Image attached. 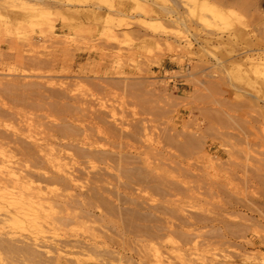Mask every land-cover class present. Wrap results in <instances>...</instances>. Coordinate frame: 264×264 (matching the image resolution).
I'll use <instances>...</instances> for the list:
<instances>
[{"label": "rangeland", "instance_id": "obj_1", "mask_svg": "<svg viewBox=\"0 0 264 264\" xmlns=\"http://www.w3.org/2000/svg\"><path fill=\"white\" fill-rule=\"evenodd\" d=\"M54 127L94 215L0 198L5 264H264V0H0V175Z\"/></svg>", "mask_w": 264, "mask_h": 264}, {"label": "bare ground", "instance_id": "obj_2", "mask_svg": "<svg viewBox=\"0 0 264 264\" xmlns=\"http://www.w3.org/2000/svg\"><path fill=\"white\" fill-rule=\"evenodd\" d=\"M21 99H23V98L21 97ZM18 102H19V100H18ZM91 118H92L91 116L88 117V119H91ZM75 119H78V118L76 117ZM94 119H96V118H94ZM85 122H83V124ZM81 126H83V125H81ZM69 127H57V128L54 127V129L51 130L49 133H47L45 131V133H46L45 136L43 134L44 132H42V133L39 132L40 134L38 133V135H42L44 137L41 139L43 141H40V140H37L40 136L38 138L34 136L35 138H37L36 140H33L34 142H32L34 144L35 151L29 150L26 148H25V150L20 149L19 153L22 155V158H20L19 160L16 159V160H18L16 163L14 162L15 160L14 161L9 160L10 163L14 162L15 164L18 165V167L17 166L16 167H17V169H19L20 172H18L17 169L14 170L16 168V167H14L15 164L13 165V168L11 170L9 169V171H6V173L1 172V175H0V198H1V200H5V202L8 203V206H14L15 207L14 212L11 211L12 212L11 213L9 211L11 217H16V218L25 217V218H28L29 220L45 219L46 221L52 219L51 222H49V221L48 222L50 223L51 226H53L54 228H57L58 225L66 226V225H69L73 222L81 221V220H84V219L94 215L93 204H95V202H93V200H94L95 196L85 195L84 193H79V194L76 193L77 195L76 194L75 195H68L65 193H57V192L53 193L55 191H53V190L49 191L48 187L42 186L40 183L36 184L37 182H41V183L45 182L49 185L50 184H59V185H62V187H63V189H65V191H68V189L74 188V186L76 185L75 183L78 182V178H80L81 175L79 174L80 175L79 176L75 172H71V173L66 172L62 168V165L60 164L59 160L63 157V155H61V153H63L62 152L63 149H59L60 150L59 153L56 155H53L52 158H50V157L46 158V156L42 155V152L46 149L44 146L45 145H47V146L52 145L53 143H57L61 147H65L68 150L72 149V147H76L75 142L77 141V139H76L77 134L75 133V129L73 131ZM87 134L89 135V133H87ZM87 134L85 133V135H87ZM100 134H101V132H100ZM106 134H107V132H106ZM91 135L93 136L95 134L92 133ZM7 136H9V135H7ZM87 136L85 138H87ZM95 136H93V137H95ZM100 137L102 138L101 135H100ZM58 140L60 141V143H58L59 142ZM84 140H86V139H84ZM87 140H89V141H87L88 143H90V144L93 143L90 141L89 137ZM17 141H19V140H17ZM64 141H66V142H64ZM14 143H15V141H14ZM3 144H4V142H3ZM78 144H79V142H78ZM91 145L94 146L93 144H91ZM43 148H45V149L43 150ZM4 150H5V148H4ZM7 151L8 150L6 149V152ZM46 151H48V150H46ZM55 151H56V149H55ZM6 152L3 151L2 147H0V155L1 156L4 155ZM53 152H50V153H53ZM88 154H86V155H88ZM6 155L8 156V152L6 153ZM47 156H48V154H47ZM13 158L15 159V157H13ZM64 158H66V157H64ZM42 169H45L47 172L42 173L41 172ZM104 180L100 179L99 182H104ZM76 187H78V186H76ZM76 189L77 188H75V190ZM96 198H97V196L95 197V199ZM55 207H59V210H60V212L57 213L58 216L56 218H51V217L42 215L43 212H46L47 208H49L47 210L49 212V210L50 211H52V209L54 210ZM77 208L81 209L80 213L74 211V210H77ZM34 240L35 241L32 240V242H34V245L37 247L40 246V242H38L37 239H34ZM8 243H10V241ZM10 245L11 246H8L7 239H4V238L0 239V264H5L4 263V259H5L4 254L6 253V250L10 251L12 248L14 249V247H12L13 244H10ZM9 247H11V248L8 249ZM20 249L23 250L24 252L29 251V253L30 252L34 253V254L36 253L35 254L36 256L38 254L37 252H33L36 250L31 245H28V244H27V246H25V245L22 246ZM23 251H21V252H23Z\"/></svg>", "mask_w": 264, "mask_h": 264}]
</instances>
